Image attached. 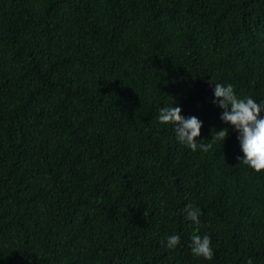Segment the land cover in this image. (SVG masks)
<instances>
[{
    "label": "trees",
    "instance_id": "1",
    "mask_svg": "<svg viewBox=\"0 0 264 264\" xmlns=\"http://www.w3.org/2000/svg\"><path fill=\"white\" fill-rule=\"evenodd\" d=\"M212 80L264 99V0H0V264H264V171ZM173 103L223 145L179 144Z\"/></svg>",
    "mask_w": 264,
    "mask_h": 264
},
{
    "label": "clouds",
    "instance_id": "2",
    "mask_svg": "<svg viewBox=\"0 0 264 264\" xmlns=\"http://www.w3.org/2000/svg\"><path fill=\"white\" fill-rule=\"evenodd\" d=\"M213 83V103L221 109L220 119L237 132V140L242 156L239 162L254 171H264V99H256L251 95H239L232 83ZM156 120L172 126L175 140L192 151L208 152L213 142L222 145L228 136L229 128L213 130L210 139H199L203 121L195 115H182L179 104H169L156 109ZM186 220L199 224L202 209L199 206L185 204L183 209ZM162 243L166 249H175L182 243L179 232L166 233ZM190 252L197 257L211 260L214 255L211 237L205 233L190 236L188 241ZM247 264H252L249 259Z\"/></svg>",
    "mask_w": 264,
    "mask_h": 264
}]
</instances>
